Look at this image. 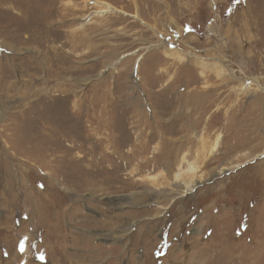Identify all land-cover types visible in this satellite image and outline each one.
Segmentation results:
<instances>
[{"label": "rangeland", "instance_id": "374dc122", "mask_svg": "<svg viewBox=\"0 0 264 264\" xmlns=\"http://www.w3.org/2000/svg\"><path fill=\"white\" fill-rule=\"evenodd\" d=\"M0 264H264V0H0Z\"/></svg>", "mask_w": 264, "mask_h": 264}, {"label": "bare ground", "instance_id": "6f19581e", "mask_svg": "<svg viewBox=\"0 0 264 264\" xmlns=\"http://www.w3.org/2000/svg\"><path fill=\"white\" fill-rule=\"evenodd\" d=\"M100 13V12H99ZM46 95H48V92H46L45 90H41V91H38L36 94H35V96L36 97H38V98H43V97H45ZM54 106L56 105V104H53ZM69 107V106H68ZM50 109V108H49ZM54 112H56V108L55 107H52V114L54 113ZM59 119V118H58ZM61 120V119H60ZM64 120V119H63ZM59 122V121H58ZM77 124V123H76ZM73 126V125H72ZM75 128V127H74ZM77 132V131H76ZM238 167V166H237ZM192 170H189V172H191ZM180 175L181 174H176L175 175V177L177 178V179H180ZM94 186V185H93ZM178 187H183L184 188V193L185 192H188L189 190H192L193 189V187H194V183L192 182V180H191V182H185V183H183V182H181L179 185H178ZM97 188V187H96ZM136 197V196H135ZM135 197H132V198H130V200H128L127 202L129 203V204H133V203H135V201H136V199H135ZM121 201L122 200H120V201H113V203H119V204H122L121 203ZM126 227V226H125ZM124 227V228H125ZM123 228V231L122 232H120V234H125L126 232H129L130 230H131V228H125L124 229ZM112 232V231H111ZM101 237V236H100ZM103 237V236H102ZM120 237H123L122 235H113V234H111L110 236H108V239H110V240H117V241H119V238Z\"/></svg>", "mask_w": 264, "mask_h": 264}]
</instances>
